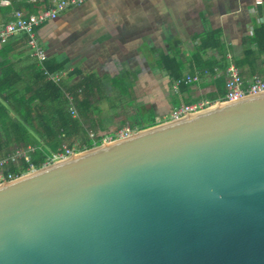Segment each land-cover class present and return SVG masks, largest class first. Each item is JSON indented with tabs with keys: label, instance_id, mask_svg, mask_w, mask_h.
<instances>
[{
	"label": "water",
	"instance_id": "obj_1",
	"mask_svg": "<svg viewBox=\"0 0 264 264\" xmlns=\"http://www.w3.org/2000/svg\"><path fill=\"white\" fill-rule=\"evenodd\" d=\"M0 264H264V92L0 184Z\"/></svg>",
	"mask_w": 264,
	"mask_h": 264
},
{
	"label": "crops",
	"instance_id": "obj_2",
	"mask_svg": "<svg viewBox=\"0 0 264 264\" xmlns=\"http://www.w3.org/2000/svg\"><path fill=\"white\" fill-rule=\"evenodd\" d=\"M43 6L50 8L51 0H0V26L16 11L40 14ZM263 26L264 0H88L41 25L37 38L46 63L63 67L65 88L87 81L77 90L91 110L85 127L100 136L167 122L176 104L220 103L219 96L202 98L225 89L230 67L246 82L264 78V48L250 43ZM24 36L0 42V76L8 65L33 83L25 67L38 62ZM194 75L197 83L174 93L173 78Z\"/></svg>",
	"mask_w": 264,
	"mask_h": 264
},
{
	"label": "trees",
	"instance_id": "obj_3",
	"mask_svg": "<svg viewBox=\"0 0 264 264\" xmlns=\"http://www.w3.org/2000/svg\"><path fill=\"white\" fill-rule=\"evenodd\" d=\"M46 7L43 6L42 10ZM262 31L264 26L257 29L255 37L250 41L257 42L259 50L264 48V36L260 41L258 38ZM23 41L26 46V36ZM249 54L253 53L250 51ZM45 65L50 73H61L63 70L62 66H52L48 62ZM25 68L33 83L25 77V72L22 77L14 67L8 65L0 76V160L17 148L34 147V152L30 154L31 164L35 169H40L64 145L75 153L92 149L95 144L99 145L90 137L92 128L85 127L88 120L92 122L91 110L85 108L86 101L82 102L79 99L81 96L77 93L78 89L88 84L87 81L67 89L62 83L50 81L37 63L33 62ZM180 79H182L180 76L173 78ZM186 86L181 85L182 88ZM213 90L202 99L214 102L217 96L219 99L225 98L226 90L221 86L218 88L219 95ZM67 92L75 99L73 106H76L79 117L72 116V104L67 98ZM84 94L85 98L89 99L90 95ZM179 106L181 105L176 104V107ZM155 125L152 120L150 126L141 123L137 127L143 130ZM27 173L29 164L23 161L19 165H8L4 175L20 177Z\"/></svg>",
	"mask_w": 264,
	"mask_h": 264
},
{
	"label": "built area",
	"instance_id": "obj_4",
	"mask_svg": "<svg viewBox=\"0 0 264 264\" xmlns=\"http://www.w3.org/2000/svg\"><path fill=\"white\" fill-rule=\"evenodd\" d=\"M88 0H51V6L48 9L41 11L40 14L24 15L20 11H16L12 14V18L9 22L0 26V42L7 41L15 35H25L27 37V45L30 50V55L36 59L38 65L44 70V75L50 81L55 83H61L64 75L62 73H50L46 71L43 67L47 61V54L44 48L38 41L37 31L38 28L54 19H56L61 12L72 8H78L82 6ZM257 4H260L257 3ZM200 80L198 75L187 76L186 78L174 81L173 91L174 93L179 92V88L182 84L189 85L197 83ZM226 83H225V98L220 103L234 102L240 99H244L248 96L257 95L264 92V78L254 77L250 82H246L238 70L234 67H230L226 71ZM70 103H73V96L66 94ZM204 102H199L195 104H183L179 107H175L171 114L169 121H178L188 115L198 113L206 109ZM72 114L75 116L76 111L71 110ZM137 131L131 128H123L116 131L110 135H100L90 134V137L95 140L99 145L112 143L116 140H122L128 138L135 134ZM92 133V132H90ZM97 144L94 147L99 146ZM34 147L28 148H17L6 158L0 160V184L13 181L19 177H14L13 175L5 176L4 172L7 166L10 164L19 165L21 162L29 164V173L37 169L31 164L30 154L34 152ZM74 150L67 148L65 145L62 146L56 153H54L44 166L50 165L52 163L65 160L73 155H75ZM28 174V173H27ZM25 175V174H24Z\"/></svg>",
	"mask_w": 264,
	"mask_h": 264
},
{
	"label": "rangeland",
	"instance_id": "obj_5",
	"mask_svg": "<svg viewBox=\"0 0 264 264\" xmlns=\"http://www.w3.org/2000/svg\"><path fill=\"white\" fill-rule=\"evenodd\" d=\"M126 128V127H125ZM128 128V127H127ZM130 128V127H129ZM121 129H123V128H120L119 130H121ZM116 131H118V129L116 130ZM90 134H93V132L92 133H90ZM94 134H96V133H94ZM97 136H99L98 134H96ZM101 135H105V134H101ZM107 135V134H106Z\"/></svg>",
	"mask_w": 264,
	"mask_h": 264
}]
</instances>
